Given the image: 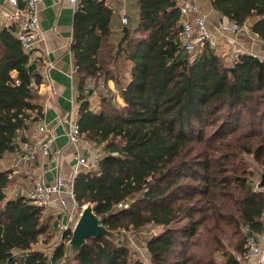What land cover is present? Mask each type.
I'll return each instance as SVG.
<instances>
[{
    "label": "trees",
    "instance_id": "obj_1",
    "mask_svg": "<svg viewBox=\"0 0 264 264\" xmlns=\"http://www.w3.org/2000/svg\"><path fill=\"white\" fill-rule=\"evenodd\" d=\"M208 1L231 23L256 16L250 30L264 43V0ZM136 3L134 25L126 16L117 32L103 0H79L74 14L70 53L82 81L77 124L82 140L103 152L96 170L75 177V201L92 204L112 232L162 227L146 246L150 264H239L243 230L257 238L264 231V189H254V174L264 176V62L239 54L227 66L208 44L187 54L176 1ZM15 29L0 32V162L21 150L42 117L43 78ZM88 77L105 91L112 82L120 103L106 92L93 113L82 89ZM11 182L0 170V264L61 260L62 245L50 262L33 250L49 224L24 198L7 199ZM225 226L232 231L228 245ZM75 261L146 264L104 238L88 239Z\"/></svg>",
    "mask_w": 264,
    "mask_h": 264
},
{
    "label": "crops",
    "instance_id": "obj_2",
    "mask_svg": "<svg viewBox=\"0 0 264 264\" xmlns=\"http://www.w3.org/2000/svg\"><path fill=\"white\" fill-rule=\"evenodd\" d=\"M103 1L113 11L112 31L117 32L124 27L121 23L123 17L127 16L129 23L130 20L132 22L136 20L137 0ZM175 1L177 5L193 1L196 7L205 14L207 28L218 47L216 48L217 53L224 52L227 56L234 52L244 54L248 50L246 37L241 33L235 36L228 34L223 28H227L231 22L213 11L208 0ZM77 6L70 5L69 0H41L39 4V39L34 52L30 55V60L37 64L43 78L42 84L37 88L41 97L39 106L42 108V117L33 124L31 130L25 134V138L35 150L38 149L45 140V136L38 133V127L43 126L48 134L53 136L54 142L49 148L48 157L37 156L35 160H25L27 153L20 150L16 154L7 155L0 162V170L7 171L12 181L6 189L7 199L24 198L26 192L36 182L42 181L49 185L54 183L58 175L69 176L75 169L76 156L90 158L94 152L96 153L97 149L94 150L93 146L84 140L72 145L66 136L70 122L78 119L80 104L77 97L82 85L70 53L73 19ZM13 11L6 0H0V32L14 27L10 19ZM105 88L108 94H116L112 82H108ZM99 93V97L106 94L102 90H99ZM56 152L59 155L55 158L53 155ZM257 239L264 254V231L258 235ZM238 263L264 264L254 258L243 259Z\"/></svg>",
    "mask_w": 264,
    "mask_h": 264
},
{
    "label": "built area",
    "instance_id": "obj_3",
    "mask_svg": "<svg viewBox=\"0 0 264 264\" xmlns=\"http://www.w3.org/2000/svg\"><path fill=\"white\" fill-rule=\"evenodd\" d=\"M13 8V14L10 17L11 22L15 26L14 36L18 40L21 50L25 55L30 56L39 39V4L41 0H6ZM79 0H69V4L76 7ZM180 13V28L183 39V48L187 54L194 55L200 53L202 48L208 44L214 47L213 36L207 28V18L194 2H184L177 5ZM123 26L127 25V18L121 20ZM245 24L238 25L230 23L227 28H223L230 35H237L244 32ZM253 57V55H252ZM83 92L85 95H96V90H103L102 84L96 81L95 78H86L83 84ZM104 91V90H103ZM95 97V96H94ZM38 133L45 136V140L38 149H34L28 143L21 144V150L27 153L25 160H35L37 156L48 157L49 148L54 142L52 135L48 134L43 126L38 127ZM68 142L72 145L79 143L82 140L79 132L77 121H72L66 132ZM59 153H55L56 158ZM99 156L93 155L90 158L84 156L75 157V169L67 177L56 176L53 184H45L42 181L36 182L30 188L24 199L32 205L51 214L57 223V233L60 236V243L64 245L71 236V225L75 223L76 216H79L80 210L84 206H79L75 201L73 182L75 177L80 172H90L97 169ZM119 204L117 207H122ZM124 207H127L124 205ZM264 222V211L261 217ZM245 235L243 257L237 256L238 262L243 259H258L259 262H264V254L259 246L258 239L254 235L244 229ZM60 245V246H61Z\"/></svg>",
    "mask_w": 264,
    "mask_h": 264
},
{
    "label": "rangeland",
    "instance_id": "obj_4",
    "mask_svg": "<svg viewBox=\"0 0 264 264\" xmlns=\"http://www.w3.org/2000/svg\"><path fill=\"white\" fill-rule=\"evenodd\" d=\"M256 20H257L256 16L249 18L244 25L245 31L241 32V34L246 37V39H247L246 42L248 44V50H246L244 52V54L249 55V56L253 55V57H256L260 61L264 62V43L262 41H260L257 38V36L253 35L251 30H250V27L253 25V23ZM133 25H134V21L131 23V26H133ZM233 36H235V35H233ZM213 43H214L213 49L217 53L216 48H218V47H217V44L214 41V39H213ZM242 51H241V53H243ZM217 54H219L220 57L224 58L223 60H224L225 64L228 66L231 64L232 60L235 58L234 56L238 55L239 53H235V52L229 53L230 55L225 56L224 52L221 53L219 51ZM228 56H229V58H228ZM104 93H106L105 90H104ZM99 94H100L99 91L96 90V95H93V97L90 99V102H89L90 110L95 114L99 113V111L101 110V107H99L100 106L99 105V103H100ZM114 97H115L116 104L120 103V100L117 98L116 94ZM93 148H94V150H96V149L97 150H96V153L94 152L91 156H93V155L97 156L98 155L99 156L98 158L101 159L103 157V154H102L103 152H102L101 147L98 148L96 146H93ZM249 159H250L249 157L246 158V160L248 161V164L254 165L255 163ZM254 182H256V184H258L260 182V175L258 173L254 174ZM256 184H255L254 189L258 190V186ZM77 218H78V216H76L75 222L77 221ZM43 219L45 221L46 220L48 221L49 231L47 232V234L39 237L38 242L33 246V250L39 251L42 254H44L48 258V261L50 262L55 250L61 245L60 236L57 233V223L55 221V218L51 214L50 215L47 214L46 211H43ZM74 225H75V223H73L71 225V231H72ZM162 231H163L162 227L154 226V225H148V226H145V227L138 229V230L129 229L127 231H120L122 233V243L119 245H125L126 246V248L129 251L130 259L140 260L143 263L150 264V257L148 255V252L146 249L147 243L151 238L157 236ZM231 233H232L231 229L229 227L225 226L224 230H223V236H222V239H223L225 245H228L229 243H231V241L233 239L230 237ZM64 243L65 244L62 245L63 248L65 247L67 242H64ZM53 264H76V261H75V258H66L64 255V257L61 260H59Z\"/></svg>",
    "mask_w": 264,
    "mask_h": 264
},
{
    "label": "water",
    "instance_id": "obj_5",
    "mask_svg": "<svg viewBox=\"0 0 264 264\" xmlns=\"http://www.w3.org/2000/svg\"><path fill=\"white\" fill-rule=\"evenodd\" d=\"M258 188H264V176H261ZM97 238H104L117 245L122 243V233L107 230L102 225L101 218L94 213L93 205L88 203L82 208L64 247L65 257L76 258L87 244L88 239Z\"/></svg>",
    "mask_w": 264,
    "mask_h": 264
}]
</instances>
